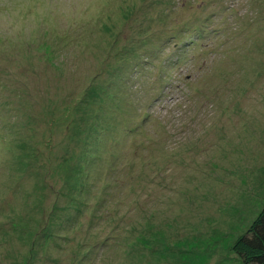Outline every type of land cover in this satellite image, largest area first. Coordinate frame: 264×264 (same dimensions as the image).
Segmentation results:
<instances>
[{
  "label": "rangeland",
  "instance_id": "rangeland-1",
  "mask_svg": "<svg viewBox=\"0 0 264 264\" xmlns=\"http://www.w3.org/2000/svg\"><path fill=\"white\" fill-rule=\"evenodd\" d=\"M262 101L264 0H0V264H244Z\"/></svg>",
  "mask_w": 264,
  "mask_h": 264
},
{
  "label": "trees",
  "instance_id": "trees-1",
  "mask_svg": "<svg viewBox=\"0 0 264 264\" xmlns=\"http://www.w3.org/2000/svg\"><path fill=\"white\" fill-rule=\"evenodd\" d=\"M234 251L244 264H264V209L236 241Z\"/></svg>",
  "mask_w": 264,
  "mask_h": 264
},
{
  "label": "bare ground",
  "instance_id": "bare-ground-1",
  "mask_svg": "<svg viewBox=\"0 0 264 264\" xmlns=\"http://www.w3.org/2000/svg\"><path fill=\"white\" fill-rule=\"evenodd\" d=\"M246 77H247V76H246ZM242 79H243V78H242ZM247 81L249 82V80H247ZM243 82H244V81H243ZM246 83H247V82H246ZM246 83L244 84L245 86H246ZM237 85H238V84H237ZM249 85H250V84H249ZM242 88H243V87H242ZM232 89H234V88H232ZM235 89H236V88H235ZM233 91H234V90H233ZM236 91H237V90H236ZM233 93H234V92H233ZM237 93H238V92H237ZM237 93H236V97L238 96ZM254 93H255V92H254ZM230 94H231V92H230ZM240 94H241V92H240ZM258 94H259V93H258ZM261 94H262V93H261ZM232 95H233V94H232ZM255 95H256V94H255ZM229 96H230V95H229ZM242 96H244V95H241V97H242ZM241 97H240V98H241ZM253 97H254V96H253ZM253 97H251V98H253ZM257 98H259V97H257ZM261 98H262V97H261ZM227 99H228V98H227ZM230 99H231V98H230ZM230 99H229V100H230ZM240 100H241V99H240ZM260 100H261V99H260ZM222 101H223V100H222ZM226 101H228V100H226ZM234 101H235V100H234ZM237 101H238V100H237ZM229 102H231V101H229ZM232 102H233V101H232ZM239 102H240V101H239ZM242 102H243V100H242ZM244 102H245V101H244ZM246 102H247V101H246ZM257 102H259V101H257ZM260 102H261V101H260ZM262 102H263V101H262ZM247 103H248V102H247ZM253 103H254V101H253ZM263 103H264V102H263ZM227 104H228V103H227ZM231 104H232V103H231ZM242 104H243V103H242ZM258 104H259V103H258ZM261 104H262V103H261ZM261 104H260V105H261ZM220 105H221V104H220ZM241 106H244V105H241ZM245 106H246V105H245ZM252 106H253V104H252ZM261 106H262V105H261ZM236 107L238 108L239 106L237 105ZM240 108H241V107H240ZM244 108H245V107H244ZM262 108H263V106H262ZM235 109H236V108H235ZM235 109H234V110H235ZM236 110H237V109H236ZM245 110H246V109H245ZM260 110H261V109H260ZM262 111H263V110H262ZM236 112H237V111H236ZM261 113H263V112L260 111V114H261ZM263 114H264V113H263ZM263 114H262V115H263ZM254 116H255V115H254ZM263 116H264V115H263ZM263 116H262V117H263ZM262 117H261V118H262ZM179 142H180V141H179ZM196 145H197V144H196ZM240 145H241V144H240ZM185 147H186V146H185ZM173 148H174V147H173ZM220 148H221V147H220ZM165 149H166V148H165ZM174 149H175V148H174ZM222 149H223V148H222ZM244 150H245V149H244ZM244 150H243V151H244ZM168 151H169V150H168ZM170 151H172V150H170ZM174 151H175V150H174ZM172 152H173V151H172ZM174 153H175V152H174ZM183 154L186 155V153H183ZM183 154H182V155H183ZM238 156H239V155H238ZM224 157H225V156H224ZM226 157H227V156H226ZM226 157H225V159H226ZM235 157H236V156H235ZM239 157H240V156H239ZM137 159H138V158H137ZM184 159H185V158H184ZM138 160H139V159H138ZM238 160H239V159H238ZM239 162H240V160H239ZM136 164H137V163H136ZM136 164H135V165H136ZM138 164H139V163H138ZM138 164H137V165H138ZM137 165H136V166H137ZM239 165H240V164H239ZM248 165H249V164H248ZM217 167H218V166H217ZM242 167H243V165H242ZM240 168H241V167H240ZM214 173H215V172H214ZM241 175H242V173H241ZM137 180H138V179H137ZM219 180H220V179H219ZM140 181H141V180H140ZM220 181H221V180H220ZM222 181H223V180H222ZM137 183H138V182H137ZM175 188H176V187H175ZM146 191H148V190H146ZM152 210H153V209H152ZM136 212H137V211H136ZM134 213H135V212H134ZM134 213H133V214H134Z\"/></svg>",
  "mask_w": 264,
  "mask_h": 264
}]
</instances>
